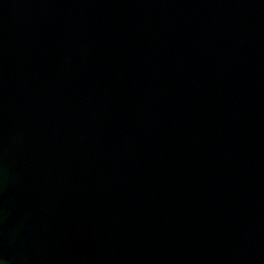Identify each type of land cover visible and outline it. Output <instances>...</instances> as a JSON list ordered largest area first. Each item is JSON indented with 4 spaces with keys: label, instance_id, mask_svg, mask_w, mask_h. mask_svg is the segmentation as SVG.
Instances as JSON below:
<instances>
[{
    "label": "water",
    "instance_id": "water-1",
    "mask_svg": "<svg viewBox=\"0 0 264 264\" xmlns=\"http://www.w3.org/2000/svg\"><path fill=\"white\" fill-rule=\"evenodd\" d=\"M0 264H264V0H0Z\"/></svg>",
    "mask_w": 264,
    "mask_h": 264
}]
</instances>
